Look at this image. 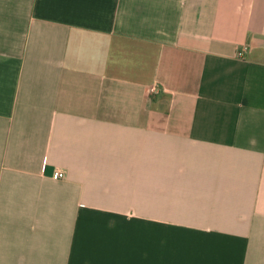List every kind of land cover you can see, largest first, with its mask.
Masks as SVG:
<instances>
[{
  "label": "crops",
  "instance_id": "obj_1",
  "mask_svg": "<svg viewBox=\"0 0 264 264\" xmlns=\"http://www.w3.org/2000/svg\"><path fill=\"white\" fill-rule=\"evenodd\" d=\"M0 264H264V0H0Z\"/></svg>",
  "mask_w": 264,
  "mask_h": 264
},
{
  "label": "built area",
  "instance_id": "obj_2",
  "mask_svg": "<svg viewBox=\"0 0 264 264\" xmlns=\"http://www.w3.org/2000/svg\"><path fill=\"white\" fill-rule=\"evenodd\" d=\"M64 176H65V173H64V171L61 170V169H57V170H55V171L53 172V175H52L53 178H61V177H64Z\"/></svg>",
  "mask_w": 264,
  "mask_h": 264
}]
</instances>
